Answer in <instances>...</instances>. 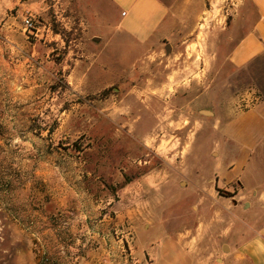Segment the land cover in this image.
I'll return each mask as SVG.
<instances>
[{
	"label": "rangeland",
	"instance_id": "374dc122",
	"mask_svg": "<svg viewBox=\"0 0 264 264\" xmlns=\"http://www.w3.org/2000/svg\"><path fill=\"white\" fill-rule=\"evenodd\" d=\"M161 1L169 35L139 48L105 1L0 0V264H140L188 228L197 262L224 264L220 122L263 100L264 57L229 59L246 0Z\"/></svg>",
	"mask_w": 264,
	"mask_h": 264
},
{
	"label": "crops",
	"instance_id": "0c3cea01",
	"mask_svg": "<svg viewBox=\"0 0 264 264\" xmlns=\"http://www.w3.org/2000/svg\"><path fill=\"white\" fill-rule=\"evenodd\" d=\"M101 1L110 8L112 29L130 39L135 46L153 48L168 37L169 11L161 0ZM245 3L253 16L249 29L238 39L229 56L237 68L251 66L264 57V0H246ZM99 18L106 17L102 13ZM220 129L222 162L214 183L220 187L236 182L239 187L238 194L231 199L232 210L226 213L229 225H225L226 221L224 224L212 222L213 236L219 241L225 237L229 245L228 253L222 258L224 264H264V96L249 110H231L227 117L222 118ZM228 164H233V167ZM243 194L249 200L242 205L238 196ZM203 198L201 195L202 201ZM253 211L261 216L262 222L257 218H242ZM238 225L241 229L237 235L235 228ZM204 229L201 235L208 233L207 226ZM199 236L200 233L195 235L193 229L188 228L185 231H164L161 239L155 242L147 237L150 240L144 245L145 252L138 262L199 264L197 256L184 244L192 242L195 237L199 239Z\"/></svg>",
	"mask_w": 264,
	"mask_h": 264
},
{
	"label": "built area",
	"instance_id": "2783aa9c",
	"mask_svg": "<svg viewBox=\"0 0 264 264\" xmlns=\"http://www.w3.org/2000/svg\"><path fill=\"white\" fill-rule=\"evenodd\" d=\"M25 25H26L27 28H32V27H33V22H32V20L29 19V18H27V19L25 20Z\"/></svg>",
	"mask_w": 264,
	"mask_h": 264
},
{
	"label": "water",
	"instance_id": "95a60500",
	"mask_svg": "<svg viewBox=\"0 0 264 264\" xmlns=\"http://www.w3.org/2000/svg\"><path fill=\"white\" fill-rule=\"evenodd\" d=\"M170 49V48H169Z\"/></svg>",
	"mask_w": 264,
	"mask_h": 264
}]
</instances>
